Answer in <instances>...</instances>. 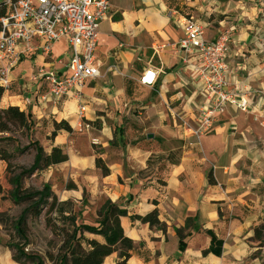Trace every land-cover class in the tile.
I'll return each instance as SVG.
<instances>
[{"label": "crops", "instance_id": "1", "mask_svg": "<svg viewBox=\"0 0 264 264\" xmlns=\"http://www.w3.org/2000/svg\"><path fill=\"white\" fill-rule=\"evenodd\" d=\"M216 15L224 18L212 27ZM186 17L207 18L202 23L193 19L206 28L208 41L230 31L228 88L249 102L247 113L228 107L199 143L191 129L206 101L194 82L193 60L177 47ZM262 22L256 8L248 9L241 1L112 0L109 17L99 24L108 27L111 44L101 52L97 42L100 75L82 90L83 121L99 134L91 138L97 140L96 148L83 147L87 154L73 147L70 133L63 130L48 140L53 123L77 129L78 103L71 98L57 107L42 103L46 84L31 80L39 67L65 72L67 60L60 58V48L66 52L64 42L55 43L48 56L34 52L12 70V85L4 91L0 108L29 112L33 136L43 131L49 142L43 150L57 147L67 156L57 166L90 174L85 183L95 198L127 210L128 216L120 220L134 244L127 264H264V248L253 240L254 229L264 225ZM148 67L159 71L152 87L139 83ZM97 157L108 176L95 168ZM0 168L5 169L2 161ZM155 210L165 234L130 218ZM187 218H196L202 231L211 230L223 241L219 258L203 256L210 243L203 232L192 235L185 250L178 251L175 229ZM108 260L114 264L116 256Z\"/></svg>", "mask_w": 264, "mask_h": 264}, {"label": "built area", "instance_id": "2", "mask_svg": "<svg viewBox=\"0 0 264 264\" xmlns=\"http://www.w3.org/2000/svg\"><path fill=\"white\" fill-rule=\"evenodd\" d=\"M112 0H3L4 15L0 18V88L12 85L11 72L27 56L38 52L50 55L55 43L63 41L68 53L65 72L39 67L31 80L42 81L47 91L39 97L42 103L57 107L67 98L74 99L80 119L78 131H89L83 121L85 104L82 90L85 83L99 77L95 51L99 24L109 17ZM184 36L177 47L193 60L194 82L206 105L200 109L191 136L196 143L209 134L219 116L228 107L247 113L249 102L228 88L227 58L230 31L214 41L205 39L203 27L192 17L182 19ZM159 71L148 67L140 77L141 86L152 87ZM97 140H93L96 145Z\"/></svg>", "mask_w": 264, "mask_h": 264}, {"label": "trees", "instance_id": "3", "mask_svg": "<svg viewBox=\"0 0 264 264\" xmlns=\"http://www.w3.org/2000/svg\"><path fill=\"white\" fill-rule=\"evenodd\" d=\"M3 15L2 2L0 3V18ZM3 94L4 90L0 88V101ZM31 118L29 112L20 111L17 107L0 108V161L5 164V179L12 188L9 200L16 206L25 204L12 227L15 237L19 242L26 244L28 220L39 218L46 210V218L55 214L62 220L60 227L53 220L46 219L47 226L60 240L56 253L47 254V260L51 264H104L105 260L113 254H116L114 264H127L131 258L134 244L125 237L120 224L121 218L128 216L125 208L105 200L97 211L94 225L78 223L79 217L72 209H68L69 202H59L48 183L43 184L40 189L23 187L22 182L27 177L63 164L68 160L60 148L53 147L49 153H46L42 146L32 139L34 125ZM53 128L54 131L48 140H53L57 132L61 130L71 132L65 122L53 123ZM16 134L27 139L28 148L20 149L19 146H16L13 152H9L2 147V143L16 142L13 139ZM29 149L34 151L32 164L28 168L14 165L16 154H22ZM95 168L100 170L103 177L109 175L105 164L98 157L95 159ZM130 218L148 225L151 229L155 228L163 234L166 232V226L158 220L156 210L143 217L135 215ZM200 232L210 239L208 249L202 252L203 256L211 254L219 258L222 254L223 241L218 239L211 230L202 231L196 218H187L183 227L175 229L178 251L183 252L186 248V241L192 235ZM253 240L258 243V247L264 248V225L254 229ZM22 246L19 243L6 245L13 252L15 262L31 261L34 264H43L41 258L25 254Z\"/></svg>", "mask_w": 264, "mask_h": 264}, {"label": "rangeland", "instance_id": "4", "mask_svg": "<svg viewBox=\"0 0 264 264\" xmlns=\"http://www.w3.org/2000/svg\"><path fill=\"white\" fill-rule=\"evenodd\" d=\"M231 1H241L248 9L256 8L258 17L263 21L262 25L264 26V0ZM226 2L227 0H222L223 4ZM213 17L214 16H212L211 19H213ZM193 18L198 20L200 23L206 22L207 19L206 17ZM223 18V15H216L214 19H216L217 22H213L211 26H217L219 19L222 20ZM204 29L206 28L204 27ZM109 36L111 37L108 27L102 24L98 30L97 40L99 50L101 52H105L110 46L111 42L107 40ZM60 52L62 53L60 57L61 60L66 61L69 56L68 53H63V48H60ZM44 135L45 132L41 131L38 135L32 136V139L37 141L43 149L44 147L47 148L49 144L47 138L44 139ZM92 135L99 134L95 131H89V133H87L85 131L80 132L76 129L70 132L69 137L73 147L80 150L82 154H87L88 151L84 152L83 147L89 148V145L94 148L97 147L93 144L94 139L91 140ZM13 139L16 142L2 143V147L7 149L9 152H13V149L16 146H19L20 149L28 148V141L26 138H21L18 134H16ZM94 151L98 153L96 149H94ZM33 156L34 151L29 149L22 154H16L13 163L14 165L28 168L32 164ZM66 167L67 166L65 165L57 166L40 173H34L24 179L22 185L24 188L40 189L43 184L48 183L59 202H69L68 209H72L76 216L79 217L77 221L78 223L94 225L97 218V211L105 200L103 198H95L96 196L90 193L87 188V184L85 183L86 179L84 177L89 176L90 174H77L69 169H66ZM0 189V264H34L31 261H22L20 263L15 262L13 259V252L6 247L8 243H19V245H23L22 247L25 254L41 258L43 264H51L47 260V254L56 253V250L60 245V240L47 226L46 219L53 220V222L57 223L60 227L62 220H60L55 214L49 215L46 218V210L42 212L39 218H30L27 222L26 244H23L15 237L12 227L21 210L25 207V204L16 206L9 200V193L12 188L7 184L5 179V169L1 170V168ZM112 256H116V254ZM105 264H111V262L108 260Z\"/></svg>", "mask_w": 264, "mask_h": 264}]
</instances>
